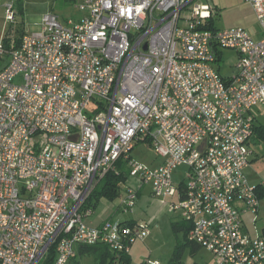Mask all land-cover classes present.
Returning <instances> with one entry per match:
<instances>
[{
  "label": "built area",
  "instance_id": "built-area-1",
  "mask_svg": "<svg viewBox=\"0 0 264 264\" xmlns=\"http://www.w3.org/2000/svg\"><path fill=\"white\" fill-rule=\"evenodd\" d=\"M245 1L264 30V0ZM14 6L3 4L7 19ZM77 6L78 20L48 12L18 47L0 46V264H42L52 248L53 264H71L80 245L95 244L121 264L149 228L94 225L87 203L120 158L155 196L178 195L173 209L192 225L188 240L217 264H264V235H251L243 219L260 207L246 169L252 109L264 106V37L209 29L215 9L198 0ZM223 49L239 55L228 75L215 66ZM141 142L163 161L135 159ZM179 165L189 170L177 184ZM128 192L125 210L137 200Z\"/></svg>",
  "mask_w": 264,
  "mask_h": 264
},
{
  "label": "rangeland",
  "instance_id": "rangeland-1",
  "mask_svg": "<svg viewBox=\"0 0 264 264\" xmlns=\"http://www.w3.org/2000/svg\"><path fill=\"white\" fill-rule=\"evenodd\" d=\"M210 6L215 0H202ZM15 3V18L7 19V14L3 4ZM78 1L69 2L67 0H1L0 2V46L4 44V38L9 37L12 43L21 38L23 34L35 32L40 29L43 15L48 12H55L63 23L68 19L78 20L83 15L79 9ZM215 19V18H214ZM237 21L235 12L217 15L215 27L225 29ZM222 56L216 61L215 66L220 67L224 75L231 74L239 58L238 53L233 49H223ZM93 103L88 108H92ZM258 117V122L264 125V106L258 105L252 109ZM259 148L264 146L258 145ZM133 157L146 163H158L163 161V157L158 155L155 148L149 146L148 142H141L133 149ZM128 170V167H126ZM188 166L179 165L174 170V180L177 184L185 183L187 180ZM137 193L136 204L132 209L125 210L123 202L129 194V188ZM178 195L172 197H157L153 194L151 184H144L137 177L130 176L123 183L122 192L112 200L102 198L96 207V217H107L112 215V220L135 219L147 225L150 235L145 239H138L134 242L130 253L129 264H152L159 261L160 264H168L179 240L183 239V232H175L173 223L183 221L180 209H173V204H179ZM201 260L209 258L210 252L202 248L199 252ZM77 261L71 264H96L99 262L98 254L77 255ZM189 255L185 254L188 261ZM151 261V263H148Z\"/></svg>",
  "mask_w": 264,
  "mask_h": 264
},
{
  "label": "crops",
  "instance_id": "crops-1",
  "mask_svg": "<svg viewBox=\"0 0 264 264\" xmlns=\"http://www.w3.org/2000/svg\"><path fill=\"white\" fill-rule=\"evenodd\" d=\"M198 1L203 2L202 0H198ZM212 7L215 9V12H214L215 19L217 18V15L226 14V12H229V11L236 13L237 21L233 22L235 24L231 26H227V27L241 26L245 28L254 39H261L264 37V30H263L262 25L256 18V15L251 5L247 3L245 0H215V3L212 5ZM256 123L262 124L258 122L257 116H256ZM260 144L264 145V140L259 139L256 133H254L253 137L250 140V147L253 152L251 155L250 164L246 169V175L248 179L250 180V182L258 185V192H261L264 194V146L259 148L258 145ZM160 163L161 162H159V164ZM147 164L152 165V166L158 165V163H147ZM112 170L113 171L115 170L118 173L116 166ZM128 177H129V173H128ZM101 180L98 182V184L101 182ZM123 183H126V180L120 181L118 183V186L120 187L119 193L122 192ZM97 206L94 207L95 208L94 214L88 219L92 224L100 225L105 220L113 219L112 215L110 216L108 215L107 217H102V216L96 217L95 211H96ZM243 219H244L245 228L251 235L253 236L259 235V234L264 235V195L260 197V207H259L258 212L256 214L252 212H246L243 215ZM120 221H123V220H120ZM126 221L133 222L136 224H142V222H139L138 220H135V219H130ZM201 249L202 247H200V249L194 254H190L189 251L186 250L185 254L189 255V259L188 261L185 260V254H184L183 260L185 264H217L213 254L210 251H208L210 252L209 258L205 259L203 257V260H201L200 257L198 256Z\"/></svg>",
  "mask_w": 264,
  "mask_h": 264
},
{
  "label": "trees",
  "instance_id": "trees-1",
  "mask_svg": "<svg viewBox=\"0 0 264 264\" xmlns=\"http://www.w3.org/2000/svg\"><path fill=\"white\" fill-rule=\"evenodd\" d=\"M69 2H74L76 0H67ZM208 28L217 31L218 29L215 27V19L212 17L208 20ZM24 35V34H23ZM15 40L14 45L18 47L21 44L22 37ZM11 43V44H10ZM12 41L9 37L4 38V45L5 47L11 48ZM219 57H221L219 55ZM255 133L259 139L264 140V125L257 124L255 125ZM116 169L118 173L114 170H110L95 187L94 191L92 192L91 196L89 197L87 203L88 205H92L93 207L97 206L99 200L101 198L106 199H113L115 196L119 194L120 187L118 183L120 181H125L128 178L129 171L127 170V160L120 158L115 163ZM259 196H263L264 194L258 192ZM127 223L134 225L136 223L126 221ZM173 228L175 232H183V239L179 240L175 250L169 260L168 264H185L183 260V256L186 250L189 251L190 254H194L197 252L201 246L195 244L188 240V234L192 225L187 221H176L173 223ZM98 254L99 262L96 264H114L116 260V256L112 251L109 249L108 246L103 244H95V245H80L78 247V254L77 255H87V254ZM55 259V250L52 248L50 254L44 259L42 264H53ZM121 264H129L130 263V253H122L119 257ZM74 262L77 261L76 257L73 259Z\"/></svg>",
  "mask_w": 264,
  "mask_h": 264
},
{
  "label": "water",
  "instance_id": "water-1",
  "mask_svg": "<svg viewBox=\"0 0 264 264\" xmlns=\"http://www.w3.org/2000/svg\"><path fill=\"white\" fill-rule=\"evenodd\" d=\"M145 48H146V46H145Z\"/></svg>",
  "mask_w": 264,
  "mask_h": 264
}]
</instances>
